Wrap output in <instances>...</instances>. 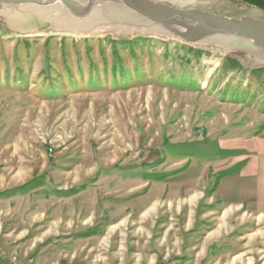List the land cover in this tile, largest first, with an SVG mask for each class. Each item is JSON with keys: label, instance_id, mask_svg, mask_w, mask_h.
I'll return each mask as SVG.
<instances>
[{"label": "rangeland", "instance_id": "rangeland-1", "mask_svg": "<svg viewBox=\"0 0 264 264\" xmlns=\"http://www.w3.org/2000/svg\"><path fill=\"white\" fill-rule=\"evenodd\" d=\"M254 47L0 26V264H264Z\"/></svg>", "mask_w": 264, "mask_h": 264}, {"label": "bare ground", "instance_id": "bare-ground-1", "mask_svg": "<svg viewBox=\"0 0 264 264\" xmlns=\"http://www.w3.org/2000/svg\"><path fill=\"white\" fill-rule=\"evenodd\" d=\"M153 1L171 6L175 3L180 5L178 8H186V6L198 2V0H169L171 1L169 4L166 3L168 0ZM9 21L11 24H16L19 28V33L15 34L29 37L46 34L74 36H105L112 34L114 36L131 37L141 34L163 39L167 37L179 39L160 25L141 17L118 2L99 4L83 18L72 15L59 2L47 6L27 5L24 13L13 14L10 16ZM0 26L7 30L5 24L1 21ZM22 31H25L23 32L24 34H22ZM192 44L195 46L219 45L228 50L246 46L254 47L250 40L227 35L211 36Z\"/></svg>", "mask_w": 264, "mask_h": 264}, {"label": "water", "instance_id": "water-1", "mask_svg": "<svg viewBox=\"0 0 264 264\" xmlns=\"http://www.w3.org/2000/svg\"><path fill=\"white\" fill-rule=\"evenodd\" d=\"M58 2L72 15L81 18L99 4L118 2L186 43H196L215 35L235 36L250 40L264 53V23L252 16L228 17L200 9L178 8L153 0H0V21L8 31L19 33L16 24L10 23V16L24 13L27 5L47 6Z\"/></svg>", "mask_w": 264, "mask_h": 264}, {"label": "crops", "instance_id": "crops-1", "mask_svg": "<svg viewBox=\"0 0 264 264\" xmlns=\"http://www.w3.org/2000/svg\"><path fill=\"white\" fill-rule=\"evenodd\" d=\"M237 1H239L240 4L239 8L248 9L252 17L264 23V0H237ZM30 184H32V182Z\"/></svg>", "mask_w": 264, "mask_h": 264}, {"label": "trees", "instance_id": "trees-1", "mask_svg": "<svg viewBox=\"0 0 264 264\" xmlns=\"http://www.w3.org/2000/svg\"><path fill=\"white\" fill-rule=\"evenodd\" d=\"M227 71H234V67L232 66H226L224 67ZM253 74H258L260 76H264V69H260V70H255L253 71ZM262 79V78H261ZM260 86V87H264V81H258V83H256V86Z\"/></svg>", "mask_w": 264, "mask_h": 264}]
</instances>
